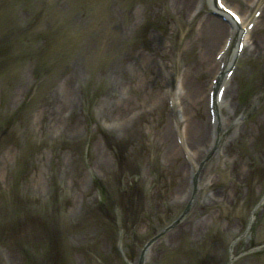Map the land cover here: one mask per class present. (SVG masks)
<instances>
[{"label": "rangeland", "instance_id": "374dc122", "mask_svg": "<svg viewBox=\"0 0 264 264\" xmlns=\"http://www.w3.org/2000/svg\"><path fill=\"white\" fill-rule=\"evenodd\" d=\"M170 2L0 0V264H264V50L250 34L233 119L213 134L220 145L247 120L254 134L232 153L248 169L188 147L180 160L200 176L189 198L173 196L160 129L178 118L185 131L181 78L212 40L199 32L208 0L184 17ZM134 53H153L152 71H125L120 87ZM195 79L207 86L214 70ZM206 104L194 117L208 122Z\"/></svg>", "mask_w": 264, "mask_h": 264}, {"label": "bare ground", "instance_id": "6f19581e", "mask_svg": "<svg viewBox=\"0 0 264 264\" xmlns=\"http://www.w3.org/2000/svg\"><path fill=\"white\" fill-rule=\"evenodd\" d=\"M253 1L254 0H248ZM223 3H227V0H223ZM264 2V1H263ZM261 0H257L260 13L258 16H254L252 14H246L247 12H243L240 10L241 14V23H236L233 21L227 14L222 12V10L218 7V5L215 3H211L212 10L219 14L225 21H223L219 16L212 15L209 16L208 19L205 21L204 26L201 29H199L200 36L204 35L207 38L212 40V48L211 46H203L202 51L200 52L199 56L202 57V60L199 61V64H197L199 58L194 63L193 66L188 67L182 77L181 85H182V93H181V107L183 110V116L185 114L186 116V125H185V143L190 145L193 149L194 157L196 159H200L204 156V153L208 152L210 148L212 147V144L210 142L211 139V123L208 120L207 122V116L202 115L201 119H197L194 116L197 115L199 112L203 114L202 109L205 107L207 99V96L209 95V91L215 90L216 88L219 89L221 86H225V94L223 96V99L221 102H219L217 94L214 98L213 105H210L212 108H218V110H221L222 117L220 118V122L217 118V125L219 123V130L221 132L225 130L226 127H229L231 124V121L233 119L232 112L234 110V105H231V102L229 105L227 104L226 98L228 95H232L234 91V86L232 81H229L227 78V75H222V69L219 67V64L214 62V59H212V50L219 46L221 42L227 41L228 37H231L232 40H238V42L241 41V38L244 34V31L248 28L249 23L254 22V27L252 30L251 37L254 38L255 42L254 44V51H261L264 50V33H259L257 35V31L259 32L264 31V5ZM191 3V6L193 8L195 0H171L170 7L173 9V12L177 16L184 17L185 15H189V4ZM134 16V12L131 13V19ZM144 18V16L142 17ZM134 20V18H133ZM131 27L133 25H130ZM127 25H125V28ZM245 28V29H244ZM203 31V33H202ZM257 35V36H256ZM237 36V37H236ZM225 41V43H226ZM156 52L159 53L160 51L156 49ZM155 53V52H154ZM234 53L232 54V57L234 56ZM153 54V53H152ZM152 54H138L134 53L132 57L130 58V63L128 67H126V61L123 60L120 68L121 69V76H122V82L120 84V87H123L127 83H129V80H125L124 73L129 75V78L136 76L137 74L141 73H147L148 71H152V65H153V55ZM234 62L233 58L228 60L227 65H232ZM154 63L156 64V58ZM214 70V74L217 73L218 76V82L216 85L213 83L207 84L206 83H198L195 79V76L200 73V71H210ZM218 84H221L220 87H218ZM125 99V104L132 105L134 101L132 99L127 100V98H123L122 101ZM206 99V101H205ZM206 105H209V101ZM236 108V107H235ZM126 113L123 111L120 112V118L125 116ZM225 122H224V121ZM262 120H264V115L261 114L256 119V124H262ZM180 121V120H179ZM171 122V121H170ZM225 124H224V123ZM226 127H223V126ZM254 127L249 124V122L246 120L243 125L236 124V131L231 135L230 140L226 143V145L223 148V157H226L230 161L232 167H239L240 172L239 175H242L245 170L248 169L247 166H245L246 162L236 159L235 156L232 153V147L236 144L238 140H244L248 136L254 134ZM160 140L162 141V158L164 159L165 163L170 167V169L173 171L174 175H178V178L175 179V185H174V191L171 192V194L175 197L183 198L189 194V189L187 187L188 182V167L185 165L183 161L180 160L181 158V150L178 147V144L175 140V134L172 130V126L169 125V119L165 120L164 126L160 129ZM219 157V156H218ZM221 158V157H220ZM197 170V167L196 169ZM186 181V182H185ZM156 247V246H154ZM153 247V248H154Z\"/></svg>", "mask_w": 264, "mask_h": 264}]
</instances>
